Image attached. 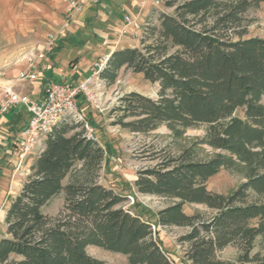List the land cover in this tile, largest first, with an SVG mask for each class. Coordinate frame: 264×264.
Returning a JSON list of instances; mask_svg holds the SVG:
<instances>
[{"label": "trees", "instance_id": "1", "mask_svg": "<svg viewBox=\"0 0 264 264\" xmlns=\"http://www.w3.org/2000/svg\"><path fill=\"white\" fill-rule=\"evenodd\" d=\"M162 1L172 14L160 12L140 46L113 50L100 78L114 84L126 68L158 85L156 98L122 95L110 110L113 125L146 133L163 124L175 138L204 127L200 139L176 155L154 151L155 163L141 167L133 181L140 193L175 201L155 213V224L132 212L124 195L98 181L103 147L86 138L84 128L61 122L6 210L0 264H108L87 253L90 245L122 253L129 264H174L152 228L164 225L189 228L178 241L187 244L191 264H264L258 252L251 255L255 238L264 242V37H244L242 23V14L264 0ZM198 144L216 154L195 159ZM222 167L244 171L243 183L223 195L205 183ZM60 192L62 208L43 213ZM193 202L215 213L187 215L182 205ZM228 244L239 248L235 261L216 255Z\"/></svg>", "mask_w": 264, "mask_h": 264}, {"label": "rangeland", "instance_id": "2", "mask_svg": "<svg viewBox=\"0 0 264 264\" xmlns=\"http://www.w3.org/2000/svg\"><path fill=\"white\" fill-rule=\"evenodd\" d=\"M75 1L80 8L79 10L74 11L71 9L70 12L66 13V6L64 12L61 13L62 25L64 27H68L72 23L71 21L75 19V15L82 10V6L85 4V2ZM113 1L115 0H104L106 4L111 5ZM154 1L156 0H147V3L142 9V13L134 19L138 24V28L132 27L133 32H126V30L122 31L124 35H134L133 37L137 39L136 46H140V40L145 35L148 28L153 26L157 27L159 24L158 14L160 12L167 14H172L173 12V7H166L162 0H158L157 4H155ZM88 2L91 4L95 3L94 0H88ZM96 11L97 7L94 6L92 13L95 15ZM117 13L120 17L124 14L120 9L117 10ZM242 17V23L245 25L246 30L244 37H264V3H261L258 6L249 7L247 11L242 14ZM86 20H89L88 16L86 17ZM43 27L44 24H42V30H38L37 41H34L33 45L29 46L26 50L21 51L18 55H4L3 53L6 49V44H0L1 72L8 73L9 70H12L15 74L17 70H19V72L24 70L26 67L23 66L24 58L26 56L25 53L30 52L33 49L32 47H38V44L42 45V38H44V35L48 32ZM69 29L77 31L76 27H70ZM53 34L59 36L57 33ZM83 38V41L87 42L86 44L91 50L80 55L79 67L86 66L88 62H90V67L100 58L108 55L105 53L96 57V54L102 50V42L94 40L91 36H85ZM39 48H41V46H39ZM80 48L81 43L75 42L72 39L63 41V46L53 50V59L55 62L66 63L70 54L69 50H80ZM92 82L93 83L90 86L91 98L89 101H85L82 105V112L86 116L87 121L95 128L94 137H96L98 144L103 147L104 156H106V160L103 161V166L100 169L98 181L100 184L111 187L115 192L124 195L126 197L124 203L125 207H128L132 212L139 213L144 220L155 224V213L163 209V207L170 205L175 200L165 196L161 197L154 194H143L138 192L135 185H133L137 171L143 166L155 163L156 160L150 159L149 156L153 155L154 151H158L161 156L163 155V152L176 155L180 149L195 144V142H197L204 134L205 129L203 126L191 127L186 129L182 135L177 136L176 138L173 137L172 132L163 124L157 129L146 133L129 132L118 125L112 124L115 117L111 115L110 110L115 107L122 95L129 93L130 91H135L139 94L156 98L158 90L157 83H152L143 78L142 74L134 73L131 69L126 68L120 69L114 84H108L100 78V75L97 79H93ZM35 88V85H30L27 88V92L30 93L31 97H35L33 92ZM236 114L241 116L242 111L237 110ZM63 123L69 125L77 124L78 126L74 131H80L83 128L79 123ZM44 145L45 144H43V147ZM194 153L195 159L207 160L216 154V150L212 149L207 144H198L194 148ZM29 156H32L31 158L33 162L35 156ZM24 162L20 166V170L24 174L23 176H19L21 178V186L30 174L29 167L27 166L26 168V163ZM106 162H108V164L104 166ZM68 179V177L64 178L62 183H67ZM243 181L244 171L241 167L239 169H226L222 167V169L216 174L210 176L205 183L207 190L223 195L235 190L243 183ZM62 206L63 192H60L46 202L42 208V212L49 216H53L56 215ZM182 211L187 215L198 213L203 219H208L215 213L204 204L194 202L184 203L182 205ZM153 229L156 231L155 237L158 243L161 244L162 249L168 253L174 264H191L188 258L185 257L187 244L178 241L179 236L189 231L188 227L180 225H164V227L157 226L153 227ZM86 251L89 255L102 261H106L108 264H129L126 256L122 253L119 254L106 249L104 250L93 245L87 246ZM239 252V248L236 244H228L223 249L218 250L216 255L222 261H235L238 258L237 256ZM255 252H258L260 256L264 257V242L261 241L260 237L255 238L251 255L255 254Z\"/></svg>", "mask_w": 264, "mask_h": 264}, {"label": "crops", "instance_id": "3", "mask_svg": "<svg viewBox=\"0 0 264 264\" xmlns=\"http://www.w3.org/2000/svg\"><path fill=\"white\" fill-rule=\"evenodd\" d=\"M77 1L85 2V4L82 10L75 15V19L71 21V26H68L77 28V31H73L62 25L61 13L68 5V0H0V44H6L4 55H18L33 45L38 39V30H42V24H44L43 28L48 31L42 38V45L38 44V47H32L30 52L25 53V55H37L38 50L43 53L42 57L35 59L33 65L38 69L39 78L35 81L17 84L15 78L19 70L15 74L14 71L9 70L8 73L3 72L0 78L2 84H11L15 90L24 95L27 94L30 99L39 100L43 81L46 79L80 83L91 75L90 62L84 67H79L80 55L91 50L87 42L83 41V37L91 36L94 40L102 42V50L96 54V57L105 53L109 56L115 49L136 46L137 39L133 37L134 35H124L122 32L123 30L133 32L131 25L126 26L124 17L128 15L134 20L142 13L147 0H115L112 5L106 4L104 0H97L94 4L89 3L88 0ZM94 6L97 7L95 15L92 13ZM118 9L123 11L122 17L117 13ZM87 16L89 20H86ZM53 33L59 36H56V41L49 45L48 36ZM68 39L81 43L80 50H69L70 54L66 63L55 62L52 55L53 50L63 46V41ZM27 64L24 58L23 66ZM30 85L36 86L33 91L35 97H31L27 92ZM27 117L28 114L22 106L0 112V238L7 236L5 213L21 187V178L15 174L19 157L13 140L24 126ZM31 157L27 155L24 158V161H27L24 162L26 168L31 165Z\"/></svg>", "mask_w": 264, "mask_h": 264}, {"label": "built area", "instance_id": "4", "mask_svg": "<svg viewBox=\"0 0 264 264\" xmlns=\"http://www.w3.org/2000/svg\"><path fill=\"white\" fill-rule=\"evenodd\" d=\"M97 0H94L96 2ZM155 4L158 0L154 1ZM71 9L79 10L75 0H68L67 12ZM126 26L131 25L138 28L135 20L127 15L124 17ZM48 44L52 45L56 41V35L48 36ZM43 53L38 50L37 55H26L28 62L24 70L20 71L15 78V82L35 81L39 78L38 69L33 65L35 59L42 57ZM109 56L105 55L92 64V73L80 83L63 81L58 79H46L43 81L42 94L39 100L30 99L27 94H22L15 90L13 85H6L0 82V112L10 111L22 106L28 117L18 135L15 136L13 144L18 153L19 162L15 168V174L23 176L20 170L21 164L27 155L36 156L43 148V142L53 131L54 127L61 122L79 123L84 128V136L96 141L94 137L95 128L87 121L82 112V105L91 98L90 86L93 79H97L100 72L106 67ZM0 71V78L3 76ZM97 142V141H96ZM154 226H152L153 228Z\"/></svg>", "mask_w": 264, "mask_h": 264}]
</instances>
